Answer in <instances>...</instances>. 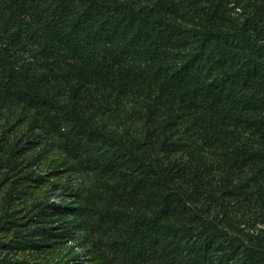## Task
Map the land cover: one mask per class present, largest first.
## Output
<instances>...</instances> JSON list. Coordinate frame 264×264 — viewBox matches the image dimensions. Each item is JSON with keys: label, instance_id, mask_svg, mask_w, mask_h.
I'll use <instances>...</instances> for the list:
<instances>
[{"label": "trees", "instance_id": "obj_1", "mask_svg": "<svg viewBox=\"0 0 264 264\" xmlns=\"http://www.w3.org/2000/svg\"><path fill=\"white\" fill-rule=\"evenodd\" d=\"M2 166L0 264H264V0H0Z\"/></svg>", "mask_w": 264, "mask_h": 264}, {"label": "rangeland", "instance_id": "obj_2", "mask_svg": "<svg viewBox=\"0 0 264 264\" xmlns=\"http://www.w3.org/2000/svg\"><path fill=\"white\" fill-rule=\"evenodd\" d=\"M6 168L5 166L0 168V216L5 213L13 214V216L17 217L16 221L23 222L27 219L28 211L35 199L43 198L47 202H56L61 198L60 193L53 186L45 192L35 191L30 193L28 184L34 182L24 177L13 183L12 178L4 176ZM32 168H35V170L39 169L37 166L31 165L25 167L23 171L17 174L21 176V174ZM40 169L42 172L46 171L44 167ZM34 189L36 190V188ZM34 189L32 188V190ZM26 227L15 226L13 221L3 223L0 226V258L55 261L56 258L65 252L62 243H53L52 239L44 241L37 235L31 236V234L26 232ZM31 237H35L34 242L36 243L49 242L50 244L42 245L41 247L29 245L32 242L29 240ZM68 244H71V242ZM77 251L80 250L77 249Z\"/></svg>", "mask_w": 264, "mask_h": 264}]
</instances>
